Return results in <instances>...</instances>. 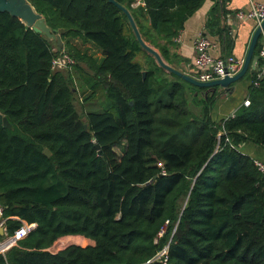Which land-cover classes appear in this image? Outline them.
<instances>
[{"label":"trees","instance_id":"trees-1","mask_svg":"<svg viewBox=\"0 0 264 264\" xmlns=\"http://www.w3.org/2000/svg\"><path fill=\"white\" fill-rule=\"evenodd\" d=\"M27 1L63 48L0 13V114L11 125L0 124V207L7 235L35 225L0 264H162L149 261L166 246L169 264H264V175L237 149L264 150V78L254 87L251 75L248 107L213 120L219 92L195 88L199 113L189 110L187 83L157 66L107 0ZM114 1L166 60L205 0ZM223 6L206 29L229 46ZM61 50L71 71L51 70ZM100 93L101 109H85ZM67 236L93 245L48 251Z\"/></svg>","mask_w":264,"mask_h":264},{"label":"crops","instance_id":"crops-1","mask_svg":"<svg viewBox=\"0 0 264 264\" xmlns=\"http://www.w3.org/2000/svg\"><path fill=\"white\" fill-rule=\"evenodd\" d=\"M135 1L140 3V0ZM219 1L221 0H205L201 8L185 22L183 30L173 40V45L168 47L166 60L163 59L167 65L185 73L186 75L193 76L195 73L193 65V42L200 34L206 36L212 42V56L226 57L232 55L239 60L245 59L252 34L255 30V22L252 20L239 22L236 14L239 11L246 12L250 0H222L224 2L223 7L226 11V15L222 14L220 16V27L224 29V32L230 41H233L229 46L226 45L224 39L207 34L206 23L210 9L215 2ZM252 1L259 2L264 0ZM156 51L158 52V50ZM97 56L99 55L97 54ZM248 75V79L243 85L240 83H234V90L228 96L221 95L216 100L213 108L217 117H229L242 105V102L247 97L248 87L251 83L252 74ZM241 149L242 153L250 157L252 160L264 162V150L259 146L247 142L242 145ZM67 237L80 238V236ZM1 239L2 238H0V240ZM88 241L90 242L89 245H93L92 241Z\"/></svg>","mask_w":264,"mask_h":264},{"label":"built area","instance_id":"built-area-1","mask_svg":"<svg viewBox=\"0 0 264 264\" xmlns=\"http://www.w3.org/2000/svg\"><path fill=\"white\" fill-rule=\"evenodd\" d=\"M139 2L133 4L137 6ZM237 20L239 22H244L247 20H252L255 22V29L260 27L261 23L264 21V1H252L248 3L247 11H239L236 14ZM258 50L256 54L255 62V78L252 81L254 87L259 85L260 80L264 78V30L261 31L258 43ZM213 48L212 42L204 35H199L193 42L194 51V69L195 73L193 77L199 82H211L218 79H223L224 77H232L236 75L242 65L244 60H239L234 56L226 57H214L211 54ZM75 65V60L67 54L64 50L58 52L51 61L52 71H71ZM249 101L244 100L242 106L248 107ZM234 113L230 116L232 117ZM254 166L259 173L264 175V162L253 160ZM164 175V173H161ZM34 224L23 223L20 228H18L12 235H7L4 229V220L2 219V209L0 207V229L4 231V238L0 240V254H4L11 247L15 246L16 243L24 239L28 233L34 229ZM163 231L158 235L161 236ZM167 246L164 247L151 261L161 260L162 264H169L167 261Z\"/></svg>","mask_w":264,"mask_h":264},{"label":"water","instance_id":"water-1","mask_svg":"<svg viewBox=\"0 0 264 264\" xmlns=\"http://www.w3.org/2000/svg\"><path fill=\"white\" fill-rule=\"evenodd\" d=\"M110 4H113L117 7L127 18V21L130 25L132 33L135 37V40L138 42L140 47L147 52L153 59L155 60L156 64L162 68L165 72L169 74H173L182 81L192 85L197 89H204L205 94L208 93H215L216 91L219 92L220 95L228 96L233 90V84L237 83L241 78H243L246 74H253L255 71V62H256V55H254L261 31L264 30V21L261 23L260 27L256 28L252 34L246 56L243 62V65L240 71L232 76V77H224L223 79L214 80L211 82H199L195 80L193 77L182 73L171 66L167 65L158 52L153 48L146 45L140 33L132 19V16L128 12V10L116 3L114 0H107ZM0 13H7L11 17L17 18L21 21L24 25L26 30H32L35 33L43 34L47 40L55 42L56 46L60 49L63 48V43L60 40L58 34L55 31L50 29L47 26L44 18L42 15L36 12L35 8L27 1V0H0ZM145 72H142V76L145 77ZM132 104V103H130ZM0 124L6 128L10 129L11 125L9 124L8 120L0 114ZM84 130L88 131L87 124H84ZM95 149L98 151V155H100L99 146L95 145ZM43 154L47 157H50L51 153L49 150L45 149ZM0 236L4 238V231L0 229Z\"/></svg>","mask_w":264,"mask_h":264},{"label":"rangeland","instance_id":"rangeland-1","mask_svg":"<svg viewBox=\"0 0 264 264\" xmlns=\"http://www.w3.org/2000/svg\"><path fill=\"white\" fill-rule=\"evenodd\" d=\"M73 45H75V47L81 51H85L88 50L87 53H92L94 52V49L91 48L88 45L82 44L80 40H74L72 41ZM98 53L95 52V55H97ZM99 55V54H98ZM156 63V62H155ZM158 66V65H157ZM159 67V66H158ZM160 68V67H159ZM162 69V68H161ZM163 70V69H162ZM164 71V70H163ZM167 73V72H166ZM168 79L172 78L170 77L168 74H166ZM248 74H246L243 78H241L237 83H240L241 85H243L247 79H248ZM179 79V78H178ZM180 80V79H179ZM186 83V82H185ZM184 83V84H185ZM188 84V83H187ZM185 85V93L187 94V99L189 101V105H187L188 109L191 110L193 113L198 114L199 113V109H200V100H201V95L199 94V97L197 98V91L195 89V87H193L192 85L188 84ZM79 96H82L79 94ZM76 98L78 100V102L76 101V107L78 109V111L80 110V106H82L81 100L78 98V96L76 95ZM104 97L103 95L97 94L96 97L93 100V105L90 104H85L84 108L85 109H94V110H100L101 109V103L103 102ZM196 100L197 105H193L192 101ZM100 103V105H99ZM195 104V103H194ZM197 108V109H196ZM198 110V113H197ZM212 118L213 120H221V119H225L227 117H217L215 110L213 108L212 110ZM242 145H240L239 147H237L238 151L242 153ZM80 245V246H87L90 244V242L88 240H84L82 238H76V237H62L60 239H58L49 249L48 251L51 253H56L58 251H60L61 249L69 246V245Z\"/></svg>","mask_w":264,"mask_h":264}]
</instances>
